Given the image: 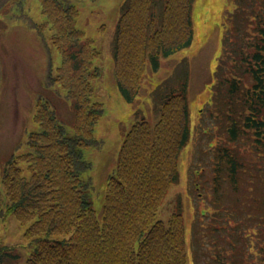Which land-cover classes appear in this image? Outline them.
<instances>
[{
	"label": "trees",
	"instance_id": "trees-1",
	"mask_svg": "<svg viewBox=\"0 0 264 264\" xmlns=\"http://www.w3.org/2000/svg\"><path fill=\"white\" fill-rule=\"evenodd\" d=\"M195 1H123L109 51L113 79L127 102L138 95L146 66L155 71L162 59L191 46ZM233 1L209 102L224 137L207 147L212 202L193 218L191 264H244L249 253L248 264H264V0ZM38 2L40 24L23 12L25 0H0V10L57 50L60 63L54 72L46 50L42 87L58 86L73 120L61 121L48 99L37 95L31 117L36 125L26 128L24 140L0 164L3 214L30 221L25 237L32 248L23 264H188L184 202L177 196L168 217H157L193 131L187 77L161 95L153 121L142 116L124 133L105 180L101 212H96L91 178L84 175L90 164L82 150L100 146L93 126L103 108L90 104L98 50L77 27L70 0ZM1 72L0 65V82ZM250 228L257 233L251 243L244 237ZM208 230L222 247H229L222 240L228 239L236 250L209 253L216 245L205 248ZM18 258L13 247L0 246V264Z\"/></svg>",
	"mask_w": 264,
	"mask_h": 264
},
{
	"label": "rangeland",
	"instance_id": "rangeland-1",
	"mask_svg": "<svg viewBox=\"0 0 264 264\" xmlns=\"http://www.w3.org/2000/svg\"><path fill=\"white\" fill-rule=\"evenodd\" d=\"M123 1L70 0L76 8L77 27L92 40L98 50L94 59L98 74L91 79L90 104L98 102L103 108L102 115L93 126V136L100 142V146L85 147L82 150L83 158L90 164V170L84 175L91 178L92 205L100 213L105 180L115 165L124 133L142 116L153 121V110H156V103L161 95L187 77L188 107L193 131L178 157V179L165 196L164 206L160 208L157 217H168V212L172 210L171 200L177 196L181 203L184 202L187 259L188 264H191V248L194 251V242L191 243V235H194L193 218L196 221L200 210L208 211L207 204L211 205L212 202L213 173L209 166L212 153L207 147L210 142H222L221 136L224 137V132L212 113L215 107L209 103L210 87L214 82L213 73L221 50L223 30L228 27L229 11L235 3L233 0H196L193 15L194 39L191 46L162 59L160 67L155 71L146 66L138 95L129 103L123 98L113 79L109 51V40ZM23 12L38 24L44 20L38 0H25ZM46 50L54 72L60 63L57 50L48 40L45 43L40 41L34 30L13 19L5 9L0 10V164L7 159L11 149L24 140L26 128L33 127L31 117L37 95L48 99L61 121L68 124L73 120L72 110L59 94L58 86L49 89L42 87L46 76ZM194 171H197V175ZM194 183H198L199 189H195ZM1 188L0 184V246L13 247L19 254L18 261L7 264H23L32 248L29 239L25 237L30 221L21 223L13 215L3 214L6 202ZM248 232L249 235L244 234V237L251 243L257 233L252 232V228ZM206 233L210 236L205 239V248L216 245L209 248V253H214L215 250L224 254L234 251L235 247L229 244L228 239L222 240L229 247H222L217 243V236L209 234V230ZM236 242L240 244V240ZM244 257L251 260L250 253L244 254ZM244 257L242 263L248 264ZM239 258L241 259L240 254Z\"/></svg>",
	"mask_w": 264,
	"mask_h": 264
}]
</instances>
